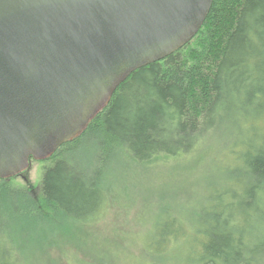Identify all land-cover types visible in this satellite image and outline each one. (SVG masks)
Returning <instances> with one entry per match:
<instances>
[{
    "label": "trees",
    "instance_id": "1",
    "mask_svg": "<svg viewBox=\"0 0 264 264\" xmlns=\"http://www.w3.org/2000/svg\"><path fill=\"white\" fill-rule=\"evenodd\" d=\"M212 137L232 141L242 166H229L234 185L210 195L228 215L199 220L180 263L264 264V0H214L190 43L135 71L80 137L46 159L38 196L19 176L0 180V264L26 254L16 213L66 234L89 226L104 205L106 168L180 156ZM186 234L178 219H160L150 245L163 250Z\"/></svg>",
    "mask_w": 264,
    "mask_h": 264
},
{
    "label": "water",
    "instance_id": "2",
    "mask_svg": "<svg viewBox=\"0 0 264 264\" xmlns=\"http://www.w3.org/2000/svg\"><path fill=\"white\" fill-rule=\"evenodd\" d=\"M214 0H0V180L80 137L138 69L190 43Z\"/></svg>",
    "mask_w": 264,
    "mask_h": 264
},
{
    "label": "rangeland",
    "instance_id": "3",
    "mask_svg": "<svg viewBox=\"0 0 264 264\" xmlns=\"http://www.w3.org/2000/svg\"><path fill=\"white\" fill-rule=\"evenodd\" d=\"M225 139H202L186 154L161 156L129 168L115 162L103 173L106 198L100 217L89 226L70 227L67 234L64 228L50 230V219L16 213L20 243L27 246L19 264H181L190 241L198 235V225L199 229L202 226L199 220L228 215L214 210L210 197L216 189L234 185L227 170L242 166L231 148L232 141ZM45 161L33 160L19 176L20 184L27 186L33 196H38L44 167L50 164ZM172 217L182 223L187 234L172 238L163 250L152 247L156 221Z\"/></svg>",
    "mask_w": 264,
    "mask_h": 264
}]
</instances>
